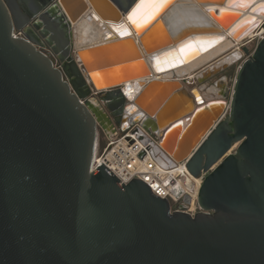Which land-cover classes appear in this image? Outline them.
Returning a JSON list of instances; mask_svg holds the SVG:
<instances>
[{"label":"water","instance_id":"1","mask_svg":"<svg viewBox=\"0 0 264 264\" xmlns=\"http://www.w3.org/2000/svg\"><path fill=\"white\" fill-rule=\"evenodd\" d=\"M175 1L137 28L128 14L138 0H0V264H264V38L251 54L238 47L264 10L193 0L248 55L228 97L201 104L181 78H151L143 58L170 46L187 60L200 49L165 24ZM88 10L125 18L131 33L75 48L73 24ZM134 78L143 84L129 101L122 83ZM120 117L187 160L203 211L170 212L143 181L92 169L98 128L115 134ZM177 122L188 124L175 148Z\"/></svg>","mask_w":264,"mask_h":264},{"label":"bare ground","instance_id":"2","mask_svg":"<svg viewBox=\"0 0 264 264\" xmlns=\"http://www.w3.org/2000/svg\"><path fill=\"white\" fill-rule=\"evenodd\" d=\"M188 1L189 0H176L173 5H171V7L165 12L163 19L174 37L177 38L182 34H186L185 38L196 40L200 49H197L195 56L187 60H183L178 55L176 47L170 49V46L162 48L152 55H143V58L149 65V76L151 78L166 79L172 76L177 77L180 75L182 76L184 73H190V71L195 69V67L198 65L200 66V64L203 62L224 54L232 47L235 49L220 57L217 61L209 64L210 68L213 66L220 67L224 64L225 66L227 64L230 65L232 62L236 61L240 55H242L240 50L235 46L238 45V43L228 37L226 29L209 25L205 19V16H209L206 8L201 5H190L191 3L189 4ZM248 3L251 4L252 11L264 10V8L261 7L264 5V0H250ZM250 17L251 13H247L244 16V19H248ZM263 17V14L259 16V22L256 27L259 26ZM125 31L131 33V29L125 18H121L119 21L115 22L102 20L92 10H88L73 24L71 37L74 47L81 48L101 43L109 37L122 36L124 35L122 33ZM253 31H251L248 35H250ZM151 56L155 57L152 58ZM174 66L175 68H171L170 70L163 73L161 72L164 69ZM199 76L200 73L194 75L192 72L190 74V77ZM142 82V78H134L123 81L122 89L125 98L131 100L141 88V85L143 84ZM220 84L221 83L218 82L216 87L208 89L204 94H202L200 89L197 87L189 88L186 86V88L189 90L192 89V97L195 102L199 101V103H205L206 101L217 100L211 99L210 94L216 93L218 95V91L221 86ZM178 98L179 96L175 95V99L178 100ZM164 110L161 109L157 112H159L161 115Z\"/></svg>","mask_w":264,"mask_h":264},{"label":"built area","instance_id":"3","mask_svg":"<svg viewBox=\"0 0 264 264\" xmlns=\"http://www.w3.org/2000/svg\"><path fill=\"white\" fill-rule=\"evenodd\" d=\"M14 34L21 36L17 31ZM263 38L264 17L238 47H247L251 54ZM242 55L244 59L248 57L244 53ZM186 162L187 160L176 161L163 149L156 135L139 124H132L113 136L105 135L102 142L96 139L92 169L96 170L98 166L104 165L120 183L139 179L153 194L168 201L170 212L183 210L193 216L203 211L197 202L201 177H193L187 170ZM186 196L189 198L187 204L183 202Z\"/></svg>","mask_w":264,"mask_h":264},{"label":"crops","instance_id":"4","mask_svg":"<svg viewBox=\"0 0 264 264\" xmlns=\"http://www.w3.org/2000/svg\"><path fill=\"white\" fill-rule=\"evenodd\" d=\"M188 3L189 4L191 3L190 5H193V6H198L193 0H189ZM205 19L209 23V25H211L212 20L210 19V17L208 15L205 16ZM182 37H186V34H182V35H180L177 38L179 39V38H182ZM220 56L221 55H219L217 57H214V58H212L210 60H207L206 62H203L204 64L202 63L203 65L200 64V66L198 65L197 67H195V69L191 70L194 73V75H197V74L200 73V76L199 77H190V74L192 73L191 71H190V73H184L182 76L180 75V76H177V77L176 76H172V77L173 78H181L182 79V82H184V84H188V85L189 84H193L195 80L198 81L197 82V85L196 86H193V87L199 88L200 89V92L202 94H204L205 92H207L208 89L205 91L204 90V87L202 85H200L202 83V79H204L205 77H208L210 75L211 76L216 75L217 74V71H219L221 68L219 70H216V71H211L210 70V71L207 72L205 70H206V68H208L209 64H211L213 61H215L216 59H218ZM227 65H229V64H227ZM217 82H220L221 83L220 84L221 86H220L219 91H218V95H219L222 92V90H223V83L221 82V79H216L215 80V84L213 86H216V83ZM188 85H187V87H188ZM177 95L179 96V98L177 100V105L179 106L181 104V102H182L181 101L182 95H180V94H177ZM218 95L212 93V94H210V97H212L211 99H218ZM213 102H215V100L206 101L205 103H201V104H210V103H213ZM199 106L200 105H197V107H199ZM161 116H162V114L159 115V117H161ZM178 123H180L182 125V127L179 130H177V132L176 131H173V133H172L171 136H174V134H175V137H169V141H173L174 142V147L175 148H177L179 146V142L182 139V135L184 133L185 126H187V124H188L187 122H184V123L177 122V123H174V124L177 125ZM174 124H172V126H174Z\"/></svg>","mask_w":264,"mask_h":264},{"label":"rangeland","instance_id":"5","mask_svg":"<svg viewBox=\"0 0 264 264\" xmlns=\"http://www.w3.org/2000/svg\"><path fill=\"white\" fill-rule=\"evenodd\" d=\"M151 34H152L153 37H156V35L158 34V29L154 28ZM234 49L235 48L232 47L229 51L225 52L220 57L226 55L227 53H229L230 51H232ZM240 52L242 53L241 50H240ZM218 59H216L215 61H217ZM243 60H244L243 55H240V57L236 61L232 62L230 65H227V66L221 68L220 71H218L216 75H213V76L210 75V76L205 77L204 79H202V83L200 85H202L204 87V90L206 91L207 89H210V88H213V87L217 86L218 82L216 83V86H213L215 84V80L216 79L224 78L222 93H224L225 96L228 97V94L230 93V89H231V86H232L233 79L235 77L236 70H237L238 66L241 64V62ZM215 61H213V62H215ZM197 82L198 81L195 80L194 83L193 84H189L188 87L192 88L193 86H196ZM98 89H100V88H98ZM159 90H160V87L159 88L157 87V88L153 89L151 91V93L149 94V96L147 97V99L148 100L153 99ZM214 94H216V93H214ZM210 98H212V97H210ZM109 133H110V130H108V132H107V131H105V130H103L102 128L99 127L98 130H97V141L102 142L104 137H105V135H114V134H109Z\"/></svg>","mask_w":264,"mask_h":264},{"label":"snow or ice","instance_id":"6","mask_svg":"<svg viewBox=\"0 0 264 264\" xmlns=\"http://www.w3.org/2000/svg\"><path fill=\"white\" fill-rule=\"evenodd\" d=\"M237 0H229V3H236ZM250 0H242V6H246ZM170 0H138L135 7L128 14V19L137 27H143L150 23L159 13L166 8ZM264 8V5L261 6ZM214 10V9H213ZM222 11H225L222 9ZM124 27V26H122ZM122 34H130L127 31Z\"/></svg>","mask_w":264,"mask_h":264},{"label":"flooded vegetation","instance_id":"7","mask_svg":"<svg viewBox=\"0 0 264 264\" xmlns=\"http://www.w3.org/2000/svg\"><path fill=\"white\" fill-rule=\"evenodd\" d=\"M17 32H19V34H20L21 36L24 35L23 31H17ZM43 50H44V51H47V53L49 52V50H48L46 47H45ZM51 58H52L54 61H56V58H55L53 55H51ZM114 125H115V130H116V132H117V131H120V130L125 129L126 127H128V126H129V123H128V120H127L126 118H124V117H120L119 120H118V124H115V123H114Z\"/></svg>","mask_w":264,"mask_h":264}]
</instances>
